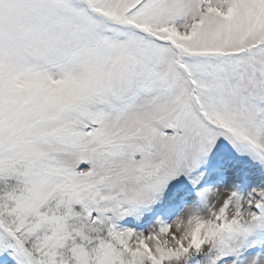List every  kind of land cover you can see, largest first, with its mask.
<instances>
[{
    "label": "snow or ice",
    "instance_id": "obj_1",
    "mask_svg": "<svg viewBox=\"0 0 264 264\" xmlns=\"http://www.w3.org/2000/svg\"><path fill=\"white\" fill-rule=\"evenodd\" d=\"M0 264H264V0H0Z\"/></svg>",
    "mask_w": 264,
    "mask_h": 264
}]
</instances>
